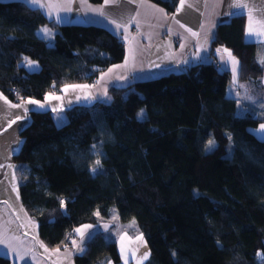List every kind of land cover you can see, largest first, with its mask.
Segmentation results:
<instances>
[{"label": "trees", "instance_id": "obj_1", "mask_svg": "<svg viewBox=\"0 0 264 264\" xmlns=\"http://www.w3.org/2000/svg\"><path fill=\"white\" fill-rule=\"evenodd\" d=\"M148 1L167 13L180 4ZM245 25L243 15L219 23L210 62L112 87L110 102L73 106L59 127L49 111L31 113L13 162L24 175L22 205L49 249L69 247L63 238L74 228L117 219L133 221L144 237L145 264H264V141L249 131L264 113L237 116L230 71L214 57L227 49L240 82L262 77L259 45L245 41ZM44 26L56 31L51 45L36 35ZM124 56L123 40L105 29L61 26L22 1L0 2V92L12 103L90 83ZM25 57L39 69L27 72ZM84 249L75 264L119 262L111 232H97ZM0 264L11 263L0 256Z\"/></svg>", "mask_w": 264, "mask_h": 264}, {"label": "crops", "instance_id": "obj_2", "mask_svg": "<svg viewBox=\"0 0 264 264\" xmlns=\"http://www.w3.org/2000/svg\"><path fill=\"white\" fill-rule=\"evenodd\" d=\"M9 1H22L30 8L40 10L48 20H52L58 25H91L105 29L108 33L122 39L125 56L122 63L117 65L125 63L126 57L129 56V48H132L135 52V59L129 60L128 68L126 70L115 69L114 73L108 78L107 84H102L99 89L95 87L85 90L70 89L67 92L62 91L64 88L62 87L57 93H51L61 96L62 99L50 101L44 109L38 108L37 105L25 104L24 107L29 109L28 112H25L24 108L10 107L9 103H5L4 99H0V238L6 241L5 244H0V256L8 259L11 264H75L74 257L84 252L76 250L72 244L69 247H64V249L57 248L59 249L58 252L55 251L56 249H49L39 239L37 223L29 216L22 205L21 197H19V185L22 183L24 175L21 172L20 165L13 162V158L22 144L19 137L20 130L29 123L32 112L49 111L55 124H64L67 121L65 115L67 109L80 105L91 106V104L100 102L105 99L100 96L105 87L108 92L109 89L114 87L113 85H117V88H123L136 81L156 79V77L166 75V73L182 72L191 65L210 62V42L219 23L226 22L233 16L243 15L246 23L245 41L259 45L257 55L258 63L263 68L262 77L254 83H243L239 81L237 72L236 83L233 84L232 67L229 66L231 61L228 59L227 53L223 51L225 49L223 47L215 50V63L220 70L230 71L231 82L227 87V93L230 90L229 88L233 86L236 94L227 97L235 100L236 104L237 100H240L241 106L244 110L247 108L248 112H254L255 115L256 113H264V64L260 62L261 57L264 56V36L249 37L246 35L247 10L230 7L233 0H186L185 7L178 11L179 4L174 13H167L148 0H119L118 3L108 5H104V0L97 4L92 3L90 0H41V3L45 4L55 3L61 7H70L71 11H63L59 8L51 10L40 8L39 5H32L31 0H0L4 3H9ZM249 3L255 6L258 15L264 13V3H261V0H249ZM187 4H191L192 7H188ZM102 6L104 15H100L95 11V9ZM49 11L53 13L51 16L48 15ZM237 11L242 12V14L231 15L232 12ZM133 18L135 19L133 20ZM112 21H115V23H112ZM116 23L126 26L127 30L124 26L117 29ZM181 25L184 27H181ZM44 27L37 29L35 31L36 35L51 45L56 31H52L47 27L51 31V36L45 37L39 31ZM186 29H190L191 32L186 31ZM192 32L198 33V35L194 37L191 35ZM176 37L180 39L181 44L175 46L172 40ZM222 56L225 58L224 60L221 59ZM20 65L31 73L39 69L36 62L29 66L23 60ZM113 66L109 68H113ZM109 68L101 71L93 83L79 82L74 84L94 86L100 79L101 74L107 72ZM116 75H125L126 78L116 80ZM257 82L259 87L256 84ZM86 92H92L100 96V99L84 100L83 95ZM0 95H2L1 92ZM77 96H81V99L77 100ZM108 96L110 97L109 94ZM7 100L11 104L22 102L12 103L9 99ZM26 100L28 99L24 101ZM38 101L43 103L45 98ZM55 106L62 107L63 111L53 112L52 108ZM18 116L23 118L17 119ZM13 120L16 123H11ZM105 225H107V228H105ZM97 232H111L119 259L117 264H125L124 255L128 258V264H145L149 260V250L144 237L138 232L133 221L122 224L117 219H111L105 223L92 225L81 246L85 248L87 241ZM34 236L35 239H33ZM122 236L124 237L123 240H121ZM137 237H142V239H137ZM75 239L78 242L80 240L78 235ZM40 243H43L48 249L47 252L40 247ZM122 246L124 255H122ZM4 252L7 253L6 256L3 254ZM26 252L28 255L24 256V259H20V254ZM145 253H147V258L143 259ZM110 264L114 263L111 261Z\"/></svg>", "mask_w": 264, "mask_h": 264}, {"label": "snow or ice", "instance_id": "obj_3", "mask_svg": "<svg viewBox=\"0 0 264 264\" xmlns=\"http://www.w3.org/2000/svg\"><path fill=\"white\" fill-rule=\"evenodd\" d=\"M119 0H104V5H108V4H114V3H118ZM261 3H264V0H261ZM31 4L32 5H39L40 8H48V9H57L59 8L60 10L63 11H71L70 7L67 6H63L61 7L58 4L55 3H41V0H31ZM186 5V0H180V8L178 9V11H180L181 9H183V7H185ZM188 7H192L191 4H187ZM230 7H232L233 9H238V10H247V17H248V23H247V27H246V35L249 37H261L264 36V13L258 15L257 14V10L255 8L254 5H251L249 3V0H233L232 4L230 5ZM95 11H97L100 15H104V11H103V6L101 8L95 9ZM53 13L52 11L48 12V15L51 16ZM242 12L237 11V12H232L231 15H241ZM135 18H133L134 20ZM112 23H115V21H112ZM177 23H179V21H177ZM124 25H121L119 23H116V28L119 29ZM125 30H127L126 26ZM181 27H184L183 25H181ZM40 32H42L44 34L45 37H50L51 36V31L47 28L44 27L42 29L39 30ZM186 31L191 32L190 29H186ZM192 36H197L198 33L192 32L191 33ZM134 39V38H133ZM183 47V45H182ZM218 52L220 51L219 49L217 50ZM224 52L227 53L228 55V59L231 61L232 63V73H233V84L236 83V76H237V72H238V65H239V61L236 60L235 57L232 56V54L227 50L224 49ZM197 55H199V53H197ZM134 60L135 59V52L132 48H129V56L126 57L125 59V63L123 65H114L113 68H109L107 72L102 73L100 79L97 81L96 85L94 86H90V85H86V84H70V85H65L64 88L62 89V91L67 92L68 90H85V89H89L92 87L95 88H100V86L102 84H107L108 78L114 73L115 69H127L128 68V63L129 60ZM222 60H224L225 58L222 56L221 57ZM24 60L27 62V64L29 66H32L35 62L29 60L27 57L24 58ZM262 64H264V56L261 57V61ZM126 76L125 75H116L115 79L116 80H123L125 79ZM114 87H116L117 85H113ZM100 96L104 97L105 99H102L100 102L102 103H107L108 101H110L111 97L108 96V92H107V88L105 87L103 89V91L100 93ZM100 96H97L95 94H93L92 92H86L83 95V99L84 100H88V101H93V100H97L100 99ZM0 99H4L5 103H9L10 107L13 108H24L25 112H28L29 109H27L26 107H24L25 104H33V105H37L38 108L40 109H44L45 105L47 103H49L52 100H61L62 97L61 96H57L55 94H48L45 96V101L42 103L38 100L35 99H28L26 101H22L20 104H11L7 98L3 97L2 95H0ZM77 100L81 99V96H77L76 97ZM53 112H62L63 108L59 107V106H55L52 108ZM143 116V110H141L140 113H138V118H142ZM23 117L18 116L17 119H22ZM62 119V118H61ZM11 123H16L15 120L11 121ZM259 132L264 133V123H262L260 125L259 128ZM264 138V137H262ZM215 145V141L210 139L208 141V150L210 151L212 149V147ZM93 148L96 149V151L93 153L94 155H102V153L100 152V150L97 148L96 145H93ZM101 161L100 159H96L94 162V166L91 169V173L93 175H96L100 168H101ZM14 190H15V186H14ZM7 203V202H5ZM61 207H64L65 202L63 200L60 201ZM97 215H99V213L97 212ZM31 223V222H30ZM134 223V222H133ZM92 228V225H83L79 228L74 229V231L77 233V235L79 236L80 240L79 242L76 239L72 240V246L80 251L83 252L85 249L81 246L82 243L84 242V240L87 238L86 234L89 233V229ZM105 228H107V225H105ZM90 236V234H89ZM33 239H35V236L33 237ZM124 237H121V240H123ZM137 239H142V237H137ZM6 241L3 238H0V244H5ZM40 247L44 248L45 252L48 251V249L43 245V243H40ZM15 251V250H14ZM56 252L59 251V249L55 250ZM5 256L7 255L6 252L3 253ZM28 255V253H23L20 254V259H24V256ZM70 255V254H69ZM122 255H124V249L122 246ZM258 256H261V253H257ZM147 258V253L144 254L143 259ZM124 259H125V264H128V258L126 255H124Z\"/></svg>", "mask_w": 264, "mask_h": 264}, {"label": "rangeland", "instance_id": "obj_4", "mask_svg": "<svg viewBox=\"0 0 264 264\" xmlns=\"http://www.w3.org/2000/svg\"><path fill=\"white\" fill-rule=\"evenodd\" d=\"M229 64H230V65H229L230 67L233 66L232 63L229 62ZM229 89H230V90H229V92L227 93V96H233V95L236 94V91H235V89H234L233 86H231ZM234 98H235V97H234ZM236 111H237L236 114H237V116H239V117L244 116V115L248 112L247 108H246L245 110L243 109V107L241 106V102H240V100H237ZM66 122H67V121H66ZM66 122H65V123H66ZM65 123H64V124H65ZM56 124H57V125H56L57 127L63 125V124H59V123H56ZM261 124H262V123H260V124L256 127V129H249V131L253 132L254 135L256 136V138H258V139L264 141V138H262V137H264V133L259 132V128H260V125H261Z\"/></svg>", "mask_w": 264, "mask_h": 264}, {"label": "built area", "instance_id": "obj_5", "mask_svg": "<svg viewBox=\"0 0 264 264\" xmlns=\"http://www.w3.org/2000/svg\"><path fill=\"white\" fill-rule=\"evenodd\" d=\"M172 43L176 46V45H180L181 41H180L179 38L176 37V38H174L172 40ZM93 82H94V80L90 81V83H93ZM53 93H57V91H54ZM12 94H14V91L12 92ZM76 235H77V233L74 230L66 232L65 235H64V238H63L64 239L63 246L71 245L72 244V240L75 239Z\"/></svg>", "mask_w": 264, "mask_h": 264}, {"label": "water", "instance_id": "obj_6", "mask_svg": "<svg viewBox=\"0 0 264 264\" xmlns=\"http://www.w3.org/2000/svg\"><path fill=\"white\" fill-rule=\"evenodd\" d=\"M259 257H261V256H259Z\"/></svg>", "mask_w": 264, "mask_h": 264}]
</instances>
